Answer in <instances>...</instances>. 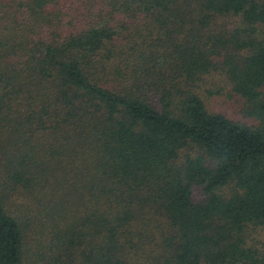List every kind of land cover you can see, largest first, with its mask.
Masks as SVG:
<instances>
[{
    "label": "trees",
    "instance_id": "obj_1",
    "mask_svg": "<svg viewBox=\"0 0 264 264\" xmlns=\"http://www.w3.org/2000/svg\"><path fill=\"white\" fill-rule=\"evenodd\" d=\"M263 89L264 0H0V264H264Z\"/></svg>",
    "mask_w": 264,
    "mask_h": 264
},
{
    "label": "rangeland",
    "instance_id": "obj_2",
    "mask_svg": "<svg viewBox=\"0 0 264 264\" xmlns=\"http://www.w3.org/2000/svg\"><path fill=\"white\" fill-rule=\"evenodd\" d=\"M218 22L231 27L239 24V19L227 17L220 18ZM202 95L210 111L223 113L233 120L249 125L255 124L256 121L252 117L246 116L243 100L233 94L229 85L225 84L221 78H216L215 84L213 83L212 86L205 85ZM244 238L246 245L252 248L256 254L264 252V227L252 225L246 227Z\"/></svg>",
    "mask_w": 264,
    "mask_h": 264
}]
</instances>
